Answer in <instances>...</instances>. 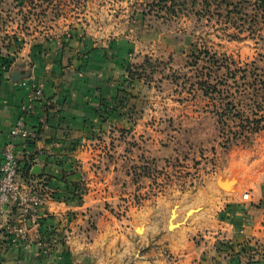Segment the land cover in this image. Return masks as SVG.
<instances>
[{
  "label": "rangeland",
  "instance_id": "374dc122",
  "mask_svg": "<svg viewBox=\"0 0 264 264\" xmlns=\"http://www.w3.org/2000/svg\"><path fill=\"white\" fill-rule=\"evenodd\" d=\"M69 35L71 44L83 42L82 54L112 56L118 83L128 82L124 120L96 142L108 152L101 178L113 182L116 195L99 211L110 212L119 228L136 221L141 235V212L158 202L169 204L171 224L179 207L196 211L189 218L224 175L251 190L264 187V121L258 133L235 139L230 130L240 132L243 118L221 116L224 99L198 84L227 76L217 74L212 56L229 59L233 69H264V10L253 0H0V57L10 69L29 53L52 57ZM227 81L238 103L244 87ZM253 107L251 119L258 118Z\"/></svg>",
  "mask_w": 264,
  "mask_h": 264
},
{
  "label": "crops",
  "instance_id": "0c3cea01",
  "mask_svg": "<svg viewBox=\"0 0 264 264\" xmlns=\"http://www.w3.org/2000/svg\"><path fill=\"white\" fill-rule=\"evenodd\" d=\"M64 45L52 57L26 54L0 79V170L32 86L43 90L44 99L24 119L35 136L19 144L18 155L30 168L23 180L43 194L46 227L58 232L45 243L40 226L18 209L0 210V264H264V187L232 183V175L222 178L229 190L211 183L199 212L187 218L196 211L179 207L171 228L166 202L141 212V235L136 221L119 228L110 212L99 211L100 203L116 197L113 182L101 178L108 152L96 142L113 130V118L101 116L102 100L112 101L120 71H113L112 56L82 54L83 42L71 44L72 51L65 47L62 57ZM19 226L27 229L25 241H15Z\"/></svg>",
  "mask_w": 264,
  "mask_h": 264
},
{
  "label": "trees",
  "instance_id": "16d2710c",
  "mask_svg": "<svg viewBox=\"0 0 264 264\" xmlns=\"http://www.w3.org/2000/svg\"><path fill=\"white\" fill-rule=\"evenodd\" d=\"M244 1H250V0H244ZM255 4L258 5L261 10H264V0H253ZM68 38V42L65 43L63 46L64 49L61 51L62 57L65 55V47H69L70 51H72L71 41H74L76 38L75 36L69 35V37H65L64 39ZM82 42V41H80ZM71 46V47H70ZM64 52V53H63ZM205 54H208L205 52ZM209 61L211 60L212 65H216V72L221 73L224 70H227V76H225V79L220 80H200L198 84L201 86V88L204 90L205 95H213L219 97L221 99H224L226 104H224L225 108L223 109V115L228 118H231L233 116H239L243 118L244 121H247L244 124H241L240 127L242 130L240 132H234V130H230V133L234 134V138L244 137L247 138L248 136L252 134H256L259 131L262 130L263 126L262 123L264 121V69L259 68L257 64H247L246 66L239 67L236 69H233L231 66V62L229 59L223 60L222 64L219 59L216 58V56L210 57ZM200 56L196 57V63L199 62ZM221 64V65H220ZM199 64H195L192 66H197ZM238 67V66H237ZM120 68H123V65H120ZM10 71V64L5 58L0 57V79L5 75V73ZM126 71V70H125ZM260 71L263 72V74H259ZM132 79H134V74L131 70V68H127V71ZM240 75V76H238ZM210 76V75H209ZM212 79V77H209V79ZM237 78L242 80V84H238ZM233 80V84L237 87H241V85L244 87V95H242V99L239 100V104L236 103L234 94L231 91L232 87L229 86V83L227 80ZM128 82H121L115 85V92L113 94V98L111 102H106L105 100H102V106L104 107L103 114L101 111V116L103 117H112L113 122L124 120V116H122L121 109L125 108L126 102L128 101L127 98H130L129 93L127 90L123 88V85H127ZM219 85H227L228 91H223L219 88ZM225 93H227L226 96ZM250 101H252V105L250 104ZM253 102L256 105L255 109L259 110L255 115L258 118L251 119L250 116H248V109H253ZM127 107V106H126ZM262 114V115H261ZM233 138V139H234ZM22 165V163H21ZM30 168L27 163L22 165V173L26 176L27 173H29ZM75 198L78 197L80 199L79 194H74ZM72 198V196H71ZM51 219V218H50ZM46 219L42 217L40 220V234L42 235V241L45 243L50 242L52 238L55 237V235L58 234L57 230L51 228L48 229L46 227Z\"/></svg>",
  "mask_w": 264,
  "mask_h": 264
},
{
  "label": "built area",
  "instance_id": "2783aa9c",
  "mask_svg": "<svg viewBox=\"0 0 264 264\" xmlns=\"http://www.w3.org/2000/svg\"><path fill=\"white\" fill-rule=\"evenodd\" d=\"M31 89L28 102L22 107L23 119L13 126L10 140L4 148L0 170V210L16 208L27 221L39 227L44 204L43 194L35 183L23 180L22 165L18 155L19 144L35 136L24 119L33 112L35 103L44 99L43 90L39 85L34 84ZM243 198L248 200L249 194H245ZM14 233L15 241L27 239L25 226L17 227Z\"/></svg>",
  "mask_w": 264,
  "mask_h": 264
},
{
  "label": "water",
  "instance_id": "95a60500",
  "mask_svg": "<svg viewBox=\"0 0 264 264\" xmlns=\"http://www.w3.org/2000/svg\"><path fill=\"white\" fill-rule=\"evenodd\" d=\"M38 168L34 169V172H37ZM235 181L233 180L232 183H234ZM218 186L223 189V190H229V188L227 187L226 182H223L221 179H218L217 181ZM192 211V210H191ZM172 225V224H171ZM170 225V228H171ZM138 256H141L143 252H135Z\"/></svg>",
  "mask_w": 264,
  "mask_h": 264
},
{
  "label": "bare ground",
  "instance_id": "6f19581e",
  "mask_svg": "<svg viewBox=\"0 0 264 264\" xmlns=\"http://www.w3.org/2000/svg\"><path fill=\"white\" fill-rule=\"evenodd\" d=\"M172 226H175V225L172 224L171 227H172ZM140 231H143V229H140Z\"/></svg>",
  "mask_w": 264,
  "mask_h": 264
}]
</instances>
